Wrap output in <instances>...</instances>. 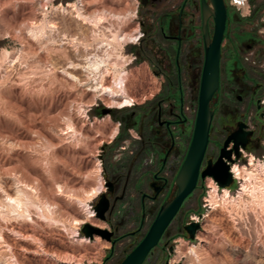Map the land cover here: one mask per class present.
Listing matches in <instances>:
<instances>
[{
    "label": "rangeland",
    "instance_id": "obj_1",
    "mask_svg": "<svg viewBox=\"0 0 264 264\" xmlns=\"http://www.w3.org/2000/svg\"><path fill=\"white\" fill-rule=\"evenodd\" d=\"M69 1L74 0H0V264L15 263L12 250H16L23 264H78V261L82 264H120L149 230L162 203L174 197L177 190L174 181L193 133L205 59L199 11L193 31L186 30L192 36L187 37L180 50L174 41L165 39L162 26L168 33L177 34L182 0H161L155 4L143 3V0H78L85 14L93 17L105 12L108 16L105 24L121 23V32L127 36L135 35L136 30L143 33L139 42H124L121 49L130 57L124 68L128 71L127 83L135 104L116 108L110 107L111 99L105 94L96 97L98 92L88 89L90 79L86 72L78 70L85 80L81 83L54 67V61L62 64L69 59L79 61L73 54V46L41 45L27 32L45 15L48 20L58 21L60 31L78 36L93 49L96 41L90 24H81L72 11L66 14L53 11L60 3ZM251 3L253 9L248 17L228 7L222 43V85L212 101L216 112L206 159L218 157L219 146L224 141V127L244 117L246 99L240 101L237 96L248 98L249 92L257 89L264 79V0ZM135 7L137 14L133 16L131 10ZM193 12H196L195 6L189 5L186 22ZM248 44L256 48L250 50ZM238 58L240 64L232 70L231 65ZM119 64L124 63L120 60ZM159 75L163 78L157 77ZM178 76H182L186 105H190L191 111L182 128V143L162 171L168 172L170 190L164 189L157 200L144 206L142 194L149 193L150 188L141 189L136 181L161 162L148 140L152 137L155 143L160 142L156 138L157 107L160 100L177 87ZM160 86L161 91L157 93ZM152 91L156 93L154 97ZM103 109L111 111L104 114ZM256 110V103L251 102L247 115H255ZM257 118L253 142L246 156L235 163L248 165L251 155L255 156V162L264 161L262 112L257 113ZM69 123L73 124L72 128H68ZM116 126L119 132L112 139ZM122 174L126 179H120ZM107 181L114 182L113 192L107 187ZM124 181L128 183L126 195L114 202ZM242 182L235 179L229 186L230 192L237 194ZM208 184V179H201L199 187L186 199L144 264L171 263L177 246L185 253L180 258L181 264L194 262V256L187 252L193 245H197L196 251L201 257L196 264H258L254 257L260 250L264 254V217L258 218L259 222L246 223L243 228L238 225L239 229L232 232L226 215L215 210L211 216L217 223L213 224L204 216L213 210L211 205L205 206V198H209ZM97 187L100 191L105 187L102 193L107 194L111 204L115 203L107 219L92 218L103 223L104 229L114 232L110 241L100 235L88 238L82 231L86 223H91L88 212H95L102 194L87 199ZM7 194L22 197L26 212L20 213L8 201ZM43 210L49 218L43 215ZM195 215L199 217L201 228L191 239L185 225ZM76 220L86 222L75 229L73 222ZM11 225L19 230L35 231L45 241L39 244V251L44 248L43 252L25 251L23 246H33L10 230ZM5 238L15 250L4 242ZM232 246L249 249L252 256L245 258L242 253H232Z\"/></svg>",
    "mask_w": 264,
    "mask_h": 264
},
{
    "label": "bare ground",
    "instance_id": "obj_2",
    "mask_svg": "<svg viewBox=\"0 0 264 264\" xmlns=\"http://www.w3.org/2000/svg\"><path fill=\"white\" fill-rule=\"evenodd\" d=\"M136 1L138 2V0ZM53 11H59L62 14L70 13L69 11L75 13V17L80 21L81 24H90L92 26L91 34L93 36V40L96 41V44L94 43L95 44L94 48L91 49L89 47V44L85 43L84 41H81L78 36H72L69 33L65 32L66 30L60 31L59 26L57 24L58 21L55 22L53 20H48L44 15L43 18L40 20V22H38L37 24L35 23L28 28L27 31L28 34L33 38V40H35L41 45H43L44 43L46 44L52 43L53 45H59V46L65 44L73 46L74 53L73 52L72 53L74 54L75 58L79 60L76 61L69 59V61L65 64H62L63 62L59 63L58 61H54V62L52 61L54 63V67L60 68L67 75V77L73 79L74 81L75 80L79 81L81 83L84 82L85 80L84 81L82 80V78L80 77V75L82 74L79 73L80 74L79 75L78 70H82L83 72H86L90 79L89 81L90 87L88 89H90L91 91H97L98 94H96V97L98 96L100 97L103 94H105L108 98H110L111 99L110 107L125 108V107L133 106L135 99L130 94L129 85L127 83L128 79L126 77L128 71L126 70V68H124V65L130 61V57L123 54L121 49L122 47H124V42H129V43L139 42L143 36V33L140 32V30L139 31L136 30L137 32L135 35L132 34L130 36H127L126 33L121 32V26H120L121 23L117 22L116 24L113 21L114 23L110 25L105 24V22L108 19V16L105 12L98 13L93 17L85 14L84 7L83 6L81 7V4L78 2V0L69 1L66 4L60 3L54 8ZM131 14L133 16H136L137 14L136 7L133 10H131ZM57 57L59 58V56ZM114 57L116 58L115 61H113ZM118 60L119 61L122 60L124 64H119ZM72 127L73 124L69 123L68 128H72ZM118 132H119V128L118 126H116L112 133L111 138L112 139L115 138ZM254 159H255L254 156L251 155L250 164L248 165H240L238 163H234L232 170L235 174L234 177L236 179H240L243 181L241 184V188L239 189L237 194H232L230 192L229 187H220L219 184L214 181V179L210 178L211 189L209 191V200L213 210L208 211L207 213L204 214V216L208 217L209 221H211L213 224L216 222L215 221L216 219L211 216V213L215 210L217 211L220 210L226 215L227 220L232 224L230 227L229 226L227 227H229L230 228L229 230H231L232 232L233 229H239L238 225H240V227L243 228L245 227L246 223H250V221L252 222V220L253 222L255 220H258L259 222L258 218L262 219V217H264V161L262 162L261 160H259L258 162H255ZM98 164L100 165L99 170H101L102 166L100 161ZM97 188H93V190L87 196L88 197L87 199H91L93 197L98 196L105 189V187H103V190L101 189L100 191V189ZM219 189H222V191H219ZM6 198L10 203L14 204L15 208L19 210L20 213L26 212V210L23 208L24 202L22 200V197L19 196L14 197L11 194H7ZM43 215L45 217H48L47 211L43 210ZM96 216L97 215L95 214L94 211L88 212V217L91 218L90 224L96 227L104 228L103 223L99 221H94L92 219ZM196 218L199 219L198 216ZM33 221H35L34 218ZM228 221L225 222L228 224L229 223ZM85 222L86 221L76 220L75 222H73L74 226L73 225L72 226L75 229H79L78 225H81ZM19 229H20L19 227L17 228L14 225L10 226V230L14 231L15 233L17 232V234L19 233L21 235L20 237H22L23 240L27 241L30 245L33 246L32 248L25 246H23L22 248L25 251H32L35 252L36 254L40 252L39 249L41 248V245L39 246V244L41 243L45 244L44 239L41 238L35 231L28 229L25 230H19ZM1 238L3 239V236H1ZM96 239L99 240L100 237L96 236ZM4 242L7 243V245L10 248L13 249L15 248L8 240H6V238L4 239ZM19 245H17V247ZM196 249H197V245H193L187 252L192 256H194V259L199 262L201 257L199 256ZM182 250L183 249H181L180 246H177L176 255L174 259H172L170 264L180 263V258H182V256L185 254V253L183 254L184 250L183 251ZM231 251L232 253L235 254L242 253L245 258L252 256L249 249L241 248L239 246H235V247L232 246ZM11 255H13L14 257L13 259H15V263L6 262L5 264H23V262L19 258L20 256L18 257V255L16 254V250L15 251L12 250ZM254 258L258 262V264H264V254L262 250H260V254L258 256H255ZM196 261L188 262L184 264H196ZM78 264H82V261H78Z\"/></svg>",
    "mask_w": 264,
    "mask_h": 264
},
{
    "label": "water",
    "instance_id": "obj_3",
    "mask_svg": "<svg viewBox=\"0 0 264 264\" xmlns=\"http://www.w3.org/2000/svg\"><path fill=\"white\" fill-rule=\"evenodd\" d=\"M142 2L146 3L147 0H143ZM201 10V30L205 59L192 139L174 181L177 190L172 199H167L162 203L155 220L152 222L143 240L120 264H144L152 250L160 243L165 231L179 213L186 199L196 189L199 179L212 177L220 187H229L234 181L231 163L241 158V150L247 148L253 135L252 131L247 130V124L240 122L239 129L224 142L218 158L215 161L213 159L205 160L215 113L212 101L220 88L222 43L227 27L228 6L225 0H201ZM182 14L183 11L181 10L180 16ZM211 17L214 20L213 33H211L209 25ZM110 111V109H103L104 114H108ZM231 143H233V147L229 149ZM149 186L155 193L152 197L153 199H156L164 190V186L157 180V175ZM107 187L113 192L115 188L114 182L107 181ZM120 198L116 197L114 202H117ZM114 204H111L110 198L106 193H102L95 206L97 216L103 220L107 219V214L112 211ZM202 216L203 214H200V217ZM200 228V221L191 220L185 225V229L191 239L196 237V233ZM82 231L88 238L100 235L110 241L114 236L113 231L93 226L90 223H86ZM165 264L170 263L167 262Z\"/></svg>",
    "mask_w": 264,
    "mask_h": 264
},
{
    "label": "flooded vegetation",
    "instance_id": "obj_4",
    "mask_svg": "<svg viewBox=\"0 0 264 264\" xmlns=\"http://www.w3.org/2000/svg\"><path fill=\"white\" fill-rule=\"evenodd\" d=\"M160 1L161 0H147L146 3L150 2L152 4H155ZM189 5H194L196 12H193L189 22H186V16L188 15ZM181 10L183 11V14L179 18L177 34L174 35V34H171L170 32L168 33L165 30V26H162V31H163L165 39L167 41H174L180 50L182 49V46L185 43L187 37L191 38L192 36L191 34L189 35L186 32V30L188 28L191 32L193 31L195 27V22H196L195 17L198 11L200 13L199 17H200L201 26H202L201 0H182V2L179 5V11ZM182 16H185V19H183ZM228 16H229V12H228ZM209 25H210L211 33H213L214 20L212 17L209 20ZM202 37H203V34H202ZM247 48L250 50H253L254 48H256V46L253 44H248ZM239 62H240V58L234 59V63L231 65V69L233 70L236 64L237 65L240 64ZM177 67H179L178 64H177ZM178 80L180 81V83L183 82L182 76H178ZM221 85H222V63H221L220 87ZM185 95H186V92L184 90L183 83H181V86L179 88H177L174 91L171 90L167 97L162 98L157 107V124L159 128L157 129L156 138L158 137L160 139V142L155 143L156 141L152 137H149L148 143L150 145L149 147L153 148L161 157L160 163L164 166V168L171 161L170 159L173 156H175L178 147H180L182 143V138L184 134V131L182 130V128L186 124L185 117L183 115V110H182L183 104L186 100ZM237 99L240 101L246 99V107H244L242 111V114H244V117H240L236 119V121L232 125H226L224 127V141L219 146L220 150L223 147L224 142L227 140V138L239 129L240 122L246 123L248 126L247 130H250L253 132L251 141L247 145V148L250 144H252L253 139L256 135L257 128H258L257 113L262 112V115H264V102H262L264 101V79H263V82L259 84L257 89H253L252 92H249L248 98L247 97L243 98L241 95H238ZM251 102L256 103L257 110H256L255 115L248 116L247 110ZM214 117H215V113H214ZM141 139L143 140V137H141ZM232 147H233V143L230 144L229 149ZM247 148L245 149V151L247 150ZM219 154H220V151H219ZM216 159H213V160L215 161ZM205 160H209V159H206V156H205ZM125 176L126 175L122 174L119 177L120 179L124 180L126 179ZM157 180L159 181L161 185L164 186L165 190L167 191L170 190L171 184L169 181V177H166L164 173L162 172V170L159 171V173L157 174ZM118 189H119V192L115 195V197H121L120 199L117 200V201H120L126 195V192L128 190V183L124 181L123 183H121V186ZM154 194L155 193L153 191L152 195H150L151 198L153 197ZM159 196L155 200H157ZM155 200L153 199V201Z\"/></svg>",
    "mask_w": 264,
    "mask_h": 264
},
{
    "label": "built area",
    "instance_id": "obj_5",
    "mask_svg": "<svg viewBox=\"0 0 264 264\" xmlns=\"http://www.w3.org/2000/svg\"><path fill=\"white\" fill-rule=\"evenodd\" d=\"M225 2H226V4H227V6L228 7H230V8H234V9H236L238 12H240L241 14H242V16H244V17H248V16H250L251 15V13H252V3H251V0H225ZM157 77H159V78H163V75H159V76H157ZM160 85H162V80H161V82H160ZM161 91V86H160V88L158 89V91H157V93H159ZM151 95L154 97L155 95H156V93H154L153 91L151 92ZM147 99V97H145L144 98V100H146ZM262 102H264V101H262ZM134 104H135V101H134ZM182 110H183V115H184V117H185V122H187L188 121V112L189 111H191V107H190V105H186V100H185V102H184V104H183V107H182ZM197 114V113H196ZM242 154H243V156H246V151L245 150H242ZM254 158H255V156H254ZM151 161H152V159H151ZM249 164H250V160H249ZM233 166H234V163H231V172H232V174H233V178H234V180L236 179L235 177H234V172L232 171L233 170ZM164 175L166 176V177H168V172H165L164 173ZM210 178H212V177H206V179H208L209 180V184H208V186H209V188L211 189V183H210ZM213 179V178H212ZM237 180V179H236ZM215 181V180H214ZM216 182V181H215ZM217 183V182H216ZM222 190V189H221ZM210 191V190H209ZM208 197H209V193H208ZM211 204H210V200H209V198H205V206L206 207H209ZM197 216L195 215V216H193L192 217V220H194V221H199V219L198 218H196Z\"/></svg>",
    "mask_w": 264,
    "mask_h": 264
},
{
    "label": "crops",
    "instance_id": "obj_6",
    "mask_svg": "<svg viewBox=\"0 0 264 264\" xmlns=\"http://www.w3.org/2000/svg\"><path fill=\"white\" fill-rule=\"evenodd\" d=\"M124 150L126 149V147H123ZM153 158V157H152ZM129 166V165H128ZM163 169L164 166L161 163L158 164H154V166L152 168H149L146 172H144L138 179H137V187H141V189H148L150 188V183L155 179V176L159 173V171H164ZM149 193H144L143 192V196H142V204L144 206L147 205V203H151L154 202L153 199L151 198L150 195H152L153 191L152 189H148ZM147 190V191H148ZM151 193V194H150Z\"/></svg>",
    "mask_w": 264,
    "mask_h": 264
},
{
    "label": "trees",
    "instance_id": "obj_7",
    "mask_svg": "<svg viewBox=\"0 0 264 264\" xmlns=\"http://www.w3.org/2000/svg\"><path fill=\"white\" fill-rule=\"evenodd\" d=\"M251 1H252V0H251ZM180 86H181V83H180V81L178 80V85H177V87H174V90H176V89L179 88ZM182 102H183V101H182ZM194 123H195V120H194ZM192 135H193V133H192ZM191 139H192V136H191ZM191 139H190V142H191ZM184 159H185V158H184ZM181 164H182V163H181ZM181 164H180V166H179V168H178V171H179V169H180V167H181ZM177 173H178V172H177ZM200 182H201V179H199V182H198V185H197L196 189L199 187ZM158 211H159V210H158ZM158 211H157V213H158ZM157 213H156V215H157ZM156 215L154 216V220H155V218H156ZM154 220H153V221H154ZM147 232H148V231H147ZM147 232H146V234H147ZM146 234H145V235H146ZM145 235H144V237H145ZM164 235H165V233H164ZM164 235H163V237H164ZM144 237H143V238H144ZM163 237H162V238H163ZM143 238L138 242V244L143 240ZM161 240H162V239H161ZM160 242H161V241H160ZM138 244H137V245H138ZM159 244H160V243H159ZM159 244H158V245H159ZM137 245H136V246H137Z\"/></svg>",
    "mask_w": 264,
    "mask_h": 264
},
{
    "label": "clouds",
    "instance_id": "obj_8",
    "mask_svg": "<svg viewBox=\"0 0 264 264\" xmlns=\"http://www.w3.org/2000/svg\"><path fill=\"white\" fill-rule=\"evenodd\" d=\"M116 159H119V157H116Z\"/></svg>",
    "mask_w": 264,
    "mask_h": 264
}]
</instances>
